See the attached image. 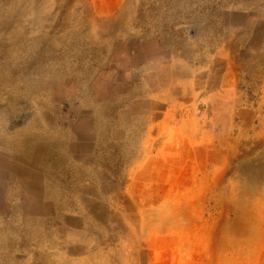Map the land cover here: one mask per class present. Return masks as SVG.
Here are the masks:
<instances>
[{"label":"rangeland","instance_id":"obj_1","mask_svg":"<svg viewBox=\"0 0 264 264\" xmlns=\"http://www.w3.org/2000/svg\"><path fill=\"white\" fill-rule=\"evenodd\" d=\"M0 264H264V0H0Z\"/></svg>","mask_w":264,"mask_h":264},{"label":"bare ground","instance_id":"obj_2","mask_svg":"<svg viewBox=\"0 0 264 264\" xmlns=\"http://www.w3.org/2000/svg\"><path fill=\"white\" fill-rule=\"evenodd\" d=\"M23 138V137H22ZM20 140V139H19ZM18 142V141H17ZM19 145V144H18ZM27 161H29L30 160V158H28V157H24ZM20 172V171H19ZM22 177H24L25 179L27 178V177H25L23 174H22ZM25 179H23L22 180V182L23 183H27L26 181H25ZM18 184V183H17ZM19 187V186H18ZM21 189V188H20ZM21 192V191H20ZM21 194V193H20Z\"/></svg>","mask_w":264,"mask_h":264}]
</instances>
